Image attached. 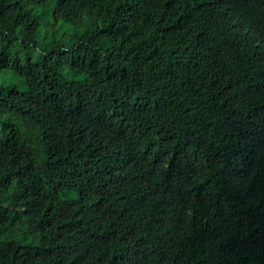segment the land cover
Wrapping results in <instances>:
<instances>
[{
	"label": "clouds",
	"instance_id": "1",
	"mask_svg": "<svg viewBox=\"0 0 264 264\" xmlns=\"http://www.w3.org/2000/svg\"><path fill=\"white\" fill-rule=\"evenodd\" d=\"M0 264H264V0H0Z\"/></svg>",
	"mask_w": 264,
	"mask_h": 264
}]
</instances>
